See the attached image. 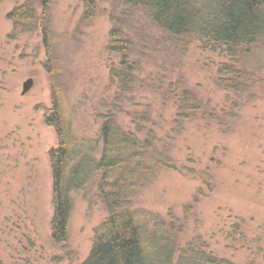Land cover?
Wrapping results in <instances>:
<instances>
[{"label": "rangeland", "instance_id": "rangeland-1", "mask_svg": "<svg viewBox=\"0 0 264 264\" xmlns=\"http://www.w3.org/2000/svg\"><path fill=\"white\" fill-rule=\"evenodd\" d=\"M84 1L54 0L50 10L55 38L52 58L45 51L39 31L15 41L8 38L13 29L8 15L26 0H0L2 264H81L91 252L95 229L108 216L94 194H76L69 225V252L52 239L53 173L49 154L59 143L55 128L46 125L44 118L46 110L52 108L51 86L54 82L62 86L74 133L89 139L97 137L101 126L97 113L113 102L116 93L110 76L116 58L107 47L111 16L120 6L106 0L99 4L98 14L86 21ZM125 13L129 21L124 28L133 39L159 37L140 11ZM183 43L177 61L160 51L141 57L138 77L147 80L144 90L138 87V96L149 105L159 138L171 137V155L180 168L188 165V157L200 170L209 167L211 160L219 161L214 171L215 192L186 214L185 207L202 186L201 181L182 172L162 171L141 201L163 217L172 212L184 226L181 245L201 237L215 255L239 262L245 255L231 249L225 239L234 217L244 219L248 236L264 225V79L255 78L251 95L224 92L216 85L223 62L220 50L206 47L197 39ZM47 64L53 65L56 76L50 75ZM28 79L34 80V86L23 96V84ZM165 79L180 81L214 119L193 115L175 126L176 95L157 87ZM122 116L127 124V115Z\"/></svg>", "mask_w": 264, "mask_h": 264}, {"label": "trees", "instance_id": "trees-1", "mask_svg": "<svg viewBox=\"0 0 264 264\" xmlns=\"http://www.w3.org/2000/svg\"><path fill=\"white\" fill-rule=\"evenodd\" d=\"M107 2L120 6L114 9L116 15L111 16L107 47L108 53L116 58L110 70L116 93L113 102L97 113L101 121L97 137L76 136L64 106L62 86L57 82L51 86L52 108L46 110L44 117L45 124L55 128L59 143L49 154L53 173L54 243L69 252L74 195L87 193L96 196L108 216L95 229L93 247L81 264H264V225L248 236L244 219L234 217L225 239L231 249L245 255L243 260L235 262L215 255L201 237L181 245L184 226L172 212L163 217L144 206L141 199L145 190L162 171L173 170L202 183L185 207L186 214L192 213L201 199L215 192L214 171L220 163L211 160L209 167L200 170L188 157V165L180 168L171 155V137L159 138L149 105H144V98L138 96V87L144 90L147 80L138 77L141 57L160 51L177 61L185 46L183 41L189 39L220 50L223 62L216 76L220 90L236 96L251 95L255 78L264 79V0ZM53 3L54 0H26L16 7L8 15L13 24L8 38L15 41L24 34L39 31L46 53L53 58L55 38L50 21ZM104 3L106 0H85L83 19L94 18L99 4ZM125 11H140L159 37L138 36V42L133 39L124 28L129 21ZM177 44L182 46L179 48ZM52 66L47 64L46 68L50 75L56 76ZM157 87L176 95L175 126L179 120L193 115L214 119L180 81L165 79ZM122 114L127 115V124Z\"/></svg>", "mask_w": 264, "mask_h": 264}, {"label": "water", "instance_id": "water-1", "mask_svg": "<svg viewBox=\"0 0 264 264\" xmlns=\"http://www.w3.org/2000/svg\"><path fill=\"white\" fill-rule=\"evenodd\" d=\"M34 86V80L33 79H28L24 84H23V91H22V95H26L28 94L31 89Z\"/></svg>", "mask_w": 264, "mask_h": 264}]
</instances>
